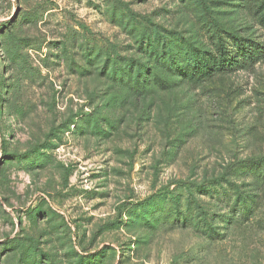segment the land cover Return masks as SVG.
<instances>
[{
    "label": "rangeland",
    "instance_id": "1",
    "mask_svg": "<svg viewBox=\"0 0 264 264\" xmlns=\"http://www.w3.org/2000/svg\"><path fill=\"white\" fill-rule=\"evenodd\" d=\"M262 176L264 0H0V264H264Z\"/></svg>",
    "mask_w": 264,
    "mask_h": 264
},
{
    "label": "trees",
    "instance_id": "2",
    "mask_svg": "<svg viewBox=\"0 0 264 264\" xmlns=\"http://www.w3.org/2000/svg\"><path fill=\"white\" fill-rule=\"evenodd\" d=\"M213 41L214 55L206 57L204 54H194L192 62L188 66V70L180 74L181 76L185 79L189 77V80L198 81L211 77L214 73L224 72L239 62L238 56H229L224 38L220 33L213 36ZM237 44L240 50L239 52H243L247 57L253 55V47L247 49L242 40H239ZM144 66L142 62H138L134 65L128 64L126 72L131 77V81L129 80L127 82L124 76L118 79L120 85L126 87L124 91L132 95L136 107H142V99H144L143 93L150 83V78L154 77L151 76L152 74L147 76L144 75ZM115 77L116 76L113 75V79L117 80ZM263 189L264 176L251 179L245 186V189L235 198L234 203L238 206H243L244 210L241 214L236 213L229 219L228 225L230 232L236 228H246L253 224L256 215H258L257 211L260 208Z\"/></svg>",
    "mask_w": 264,
    "mask_h": 264
}]
</instances>
